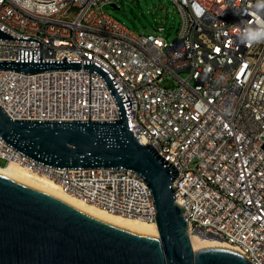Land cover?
Instances as JSON below:
<instances>
[{
  "label": "built area",
  "instance_id": "obj_1",
  "mask_svg": "<svg viewBox=\"0 0 264 264\" xmlns=\"http://www.w3.org/2000/svg\"><path fill=\"white\" fill-rule=\"evenodd\" d=\"M118 1L0 0V30L8 35L0 36V61L81 65L36 73L0 68V107L14 119L114 121L117 96L88 66L99 67L136 139L177 169L174 197L189 210L190 237L233 240L253 264H264V43L238 39L254 19L255 0H172L180 22L171 39L136 32L104 10ZM0 157V166L17 162L88 203L156 224L151 188L130 168L58 167L1 136ZM182 171L189 179L177 184ZM239 238H248L251 250Z\"/></svg>",
  "mask_w": 264,
  "mask_h": 264
},
{
  "label": "water",
  "instance_id": "obj_2",
  "mask_svg": "<svg viewBox=\"0 0 264 264\" xmlns=\"http://www.w3.org/2000/svg\"><path fill=\"white\" fill-rule=\"evenodd\" d=\"M118 7L117 4H112ZM0 36L8 35L0 30ZM78 62L0 61L1 69L36 73L80 68ZM114 121L25 120L0 107V136L26 155L58 167H127L151 188L158 235H146L95 217L50 193L0 173V264H253L224 246L194 249L185 208L174 197L171 167L133 134L122 99Z\"/></svg>",
  "mask_w": 264,
  "mask_h": 264
},
{
  "label": "bare ground",
  "instance_id": "obj_3",
  "mask_svg": "<svg viewBox=\"0 0 264 264\" xmlns=\"http://www.w3.org/2000/svg\"><path fill=\"white\" fill-rule=\"evenodd\" d=\"M26 16L35 17V10L26 9ZM243 18H251V11H243ZM0 173L59 197L75 207L112 224L146 235H158V229L155 223L109 212L106 210V205L95 206L94 204L88 203L80 197L64 191L56 181L44 175L33 173L17 162H10L6 166H0ZM188 179L189 171H182L181 177H177V184H184V180ZM184 215L186 219H189V210H185ZM191 242L194 249L208 246H224L235 249V242L230 239L219 241L193 235L191 236ZM239 246L244 248V250H251V241L248 238H239Z\"/></svg>",
  "mask_w": 264,
  "mask_h": 264
},
{
  "label": "rangeland",
  "instance_id": "obj_4",
  "mask_svg": "<svg viewBox=\"0 0 264 264\" xmlns=\"http://www.w3.org/2000/svg\"><path fill=\"white\" fill-rule=\"evenodd\" d=\"M117 6L106 4L103 8L136 32H151L168 39L176 35L180 13L172 0H119ZM181 75L186 76L187 73L182 72ZM164 83L174 86L175 81L166 78ZM5 164L6 159L0 157V165Z\"/></svg>",
  "mask_w": 264,
  "mask_h": 264
},
{
  "label": "clouds",
  "instance_id": "obj_5",
  "mask_svg": "<svg viewBox=\"0 0 264 264\" xmlns=\"http://www.w3.org/2000/svg\"><path fill=\"white\" fill-rule=\"evenodd\" d=\"M24 6H28L27 0H25ZM253 7L255 10L252 13L254 19L238 29V39L245 46L264 43V0H255ZM52 9L54 10V6Z\"/></svg>",
  "mask_w": 264,
  "mask_h": 264
}]
</instances>
